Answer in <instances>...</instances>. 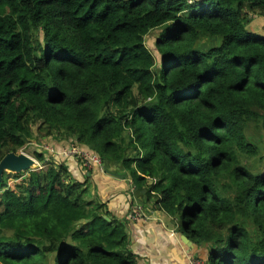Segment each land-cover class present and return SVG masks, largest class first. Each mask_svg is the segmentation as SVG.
I'll return each instance as SVG.
<instances>
[{"label":"trees","instance_id":"trees-1","mask_svg":"<svg viewBox=\"0 0 264 264\" xmlns=\"http://www.w3.org/2000/svg\"><path fill=\"white\" fill-rule=\"evenodd\" d=\"M190 1L0 0V159L62 138L205 264H264V35L247 29L264 0ZM33 158L18 193L0 186V264H138L125 221Z\"/></svg>","mask_w":264,"mask_h":264},{"label":"crops","instance_id":"crops-1","mask_svg":"<svg viewBox=\"0 0 264 264\" xmlns=\"http://www.w3.org/2000/svg\"><path fill=\"white\" fill-rule=\"evenodd\" d=\"M46 143L47 141L41 142V144ZM48 145L53 149L52 153L69 156L63 154L64 151H70L69 148H62L58 146L59 144L54 147L50 143ZM84 150L95 155L87 149ZM41 152L46 159H49V151L41 150ZM59 163H64L67 166L71 176L70 180L72 179L87 188L85 196L87 200L105 202L108 211L113 216L125 221L129 243L132 252L138 256V264H186L191 255L205 258L204 247L197 248L193 244L188 246L182 235L176 231L175 219L152 207L150 202L143 207L146 213L143 216L146 218L139 222H132L129 219V211L131 202L135 199L131 198L134 188L126 176L114 175V167L109 173L111 166L107 163H104L106 172L96 163L86 164L85 160L82 161L78 156L61 159Z\"/></svg>","mask_w":264,"mask_h":264},{"label":"rangeland","instance_id":"rangeland-1","mask_svg":"<svg viewBox=\"0 0 264 264\" xmlns=\"http://www.w3.org/2000/svg\"><path fill=\"white\" fill-rule=\"evenodd\" d=\"M249 14H251V11H249ZM251 18H252V21L247 26V29L249 31L253 32V33L263 34L264 35V17L261 16V15H259L258 13H252L251 14ZM157 33H158V30L157 29L151 30L150 33L145 37V44L153 52L156 60L159 59V55H158V53L156 52V50L154 48V41H155V38L157 36ZM203 45L205 46L204 43H203ZM35 127L36 126L33 127V131H35V129H36ZM247 133L250 134L253 138H255V139L257 138V134L253 130L248 129V132ZM53 135H55V134H53ZM42 138L43 137H40L39 140H35L33 138V139H30V140L25 141L24 144H23V146H22V148L17 151V154L24 153V154H26V155H28V156H30V157L33 158V153L35 151L41 152L40 149H42V148L39 145L41 144V142H44V141H47V143H46L47 146H49L48 143H50L51 146H53V147L56 146V145H58V144H59L58 146H60L62 148H70V146H74V144H72V143L62 141L63 139L62 138H59V137H58L57 140H55V139L52 140L50 138L49 139L48 138H43L42 139ZM58 142H60V143H58ZM74 147L76 148V146H74ZM86 152H87V154L89 153L88 151H86ZM75 155H77L79 159H82V161H84V159L82 158V155H80V154H74V153L72 155H69V156H61V155L59 156V154H54V153H51L50 154L49 153V159H51L52 161H54L56 163H59L61 159H67V158L72 157V156H75ZM45 166H43V165H41V164L38 163L35 167H37V169H42ZM43 169H45V168H43ZM23 173L24 172H21L20 174H23ZM28 176H29L28 173H24L23 175H19V177H14V175H12L11 173H7V172L6 173H3V180L0 181V186L6 184V187H8V190H11V191H14L15 193H18V188H20L21 185H26L27 184V178H28ZM1 194H2V192H0V195ZM135 200H136V202H135ZM130 208H131V210L129 211V219L132 222H139L140 221L139 218L142 215H146L144 209L140 206V204L137 201V199H133V201L131 202ZM137 209L140 210L141 216L140 217L132 218V216L134 215V210H137ZM128 247H129V249L131 251H133L132 250V247L130 246V243H129ZM133 254L135 255V253H133ZM190 258L198 259V260L201 261V264H205L204 260L201 257L194 256V255H191L187 259L186 264H187V262H188V260ZM135 259L137 260L138 259V256L135 255Z\"/></svg>","mask_w":264,"mask_h":264},{"label":"water","instance_id":"water-1","mask_svg":"<svg viewBox=\"0 0 264 264\" xmlns=\"http://www.w3.org/2000/svg\"><path fill=\"white\" fill-rule=\"evenodd\" d=\"M37 164L35 159L24 153L9 152L0 159V181L4 172L16 174L27 170H34L37 169L35 167ZM182 238L187 242L188 246L192 244L187 237L182 235Z\"/></svg>","mask_w":264,"mask_h":264},{"label":"built area","instance_id":"built-area-1","mask_svg":"<svg viewBox=\"0 0 264 264\" xmlns=\"http://www.w3.org/2000/svg\"><path fill=\"white\" fill-rule=\"evenodd\" d=\"M43 150H47L49 151L50 153L53 152V149L49 146H47L46 144H40L39 145ZM40 149V150H42ZM70 151H64L63 154H66V155H72L73 153L74 154H80L82 155V158L85 160V163L88 164V163H96L98 166H101V162H100V159L95 156V155H92L90 153L87 154V152L85 150H81V149H78V148H73V147H70L69 148ZM77 156V155H75ZM88 156V157H87ZM90 161V162H89ZM141 206V205H140ZM140 209V208H139ZM140 210H134V215L132 216V218H135V217H140L141 214H140ZM144 216L142 215L139 220L141 218H143ZM187 264H201V261L198 260V259H195V258H190L187 262Z\"/></svg>","mask_w":264,"mask_h":264},{"label":"clouds","instance_id":"clouds-1","mask_svg":"<svg viewBox=\"0 0 264 264\" xmlns=\"http://www.w3.org/2000/svg\"><path fill=\"white\" fill-rule=\"evenodd\" d=\"M189 2H191V1L189 0Z\"/></svg>","mask_w":264,"mask_h":264},{"label":"bare ground","instance_id":"bare-ground-1","mask_svg":"<svg viewBox=\"0 0 264 264\" xmlns=\"http://www.w3.org/2000/svg\"><path fill=\"white\" fill-rule=\"evenodd\" d=\"M37 162V161H36ZM38 163V162H37Z\"/></svg>","mask_w":264,"mask_h":264}]
</instances>
